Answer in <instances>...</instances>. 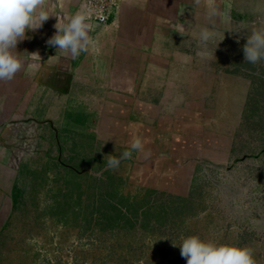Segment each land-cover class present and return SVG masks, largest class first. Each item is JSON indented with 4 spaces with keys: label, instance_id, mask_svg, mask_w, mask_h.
<instances>
[{
    "label": "crops",
    "instance_id": "obj_1",
    "mask_svg": "<svg viewBox=\"0 0 264 264\" xmlns=\"http://www.w3.org/2000/svg\"><path fill=\"white\" fill-rule=\"evenodd\" d=\"M44 6L70 17L83 0ZM56 22L50 16L17 43L21 70L0 80V133H19L17 122L71 120L70 110L91 114L94 132L132 151L124 160L134 180L177 194L204 160L228 159L248 87L218 65L217 49L264 29V0H122L106 26L87 22L88 49L74 59L47 43ZM136 139L140 151L130 148Z\"/></svg>",
    "mask_w": 264,
    "mask_h": 264
},
{
    "label": "rangeland",
    "instance_id": "obj_2",
    "mask_svg": "<svg viewBox=\"0 0 264 264\" xmlns=\"http://www.w3.org/2000/svg\"><path fill=\"white\" fill-rule=\"evenodd\" d=\"M244 45L223 43L217 63L249 87L250 68L233 72ZM257 99L228 159L204 160L178 194L140 184L124 159L107 168L126 150L114 134L94 132L91 114L17 122L19 133H0V264H186L178 244L188 236L246 246L264 264V95ZM34 124L37 133H26Z\"/></svg>",
    "mask_w": 264,
    "mask_h": 264
},
{
    "label": "clouds",
    "instance_id": "obj_3",
    "mask_svg": "<svg viewBox=\"0 0 264 264\" xmlns=\"http://www.w3.org/2000/svg\"><path fill=\"white\" fill-rule=\"evenodd\" d=\"M209 15H217L214 7ZM50 16L57 18L54 25L56 32L47 41L50 46L64 50L73 59L87 51L90 37L87 17L83 12L65 17L53 8L44 6V0H0V80H11L21 70L20 55L14 51L17 43L28 39L26 33L40 28ZM208 39V31H202V42ZM243 52L244 60L249 64L255 65L264 60V29L252 30L247 36ZM127 90L131 93L133 87ZM130 148L140 151L143 144L136 139ZM131 155L132 151H124L119 158L110 157L107 168H118L121 160ZM178 246L186 264H256L252 250L246 246L214 243L198 236L185 237Z\"/></svg>",
    "mask_w": 264,
    "mask_h": 264
},
{
    "label": "trees",
    "instance_id": "obj_4",
    "mask_svg": "<svg viewBox=\"0 0 264 264\" xmlns=\"http://www.w3.org/2000/svg\"><path fill=\"white\" fill-rule=\"evenodd\" d=\"M238 61H239V69L238 68L234 69L233 70L234 73H237V72L239 73L240 70L242 69L250 68V70L248 71L250 76L245 75L247 77H250V85L246 93L243 112H242V114L245 115L247 112L251 110H255L254 109L255 104L258 103L257 97H259L260 95H264V90L260 87H257V82L264 80V64L262 62L264 60L260 61L262 63H260V65H258L255 69H254L255 66L253 64H249L244 60V56H241V59H238ZM232 63L236 64V61H233ZM228 72H232V71L228 70ZM253 83H255L256 85Z\"/></svg>",
    "mask_w": 264,
    "mask_h": 264
},
{
    "label": "built area",
    "instance_id": "obj_5",
    "mask_svg": "<svg viewBox=\"0 0 264 264\" xmlns=\"http://www.w3.org/2000/svg\"><path fill=\"white\" fill-rule=\"evenodd\" d=\"M122 0H83L82 12L86 15V22H93L106 26L112 9H118Z\"/></svg>",
    "mask_w": 264,
    "mask_h": 264
}]
</instances>
